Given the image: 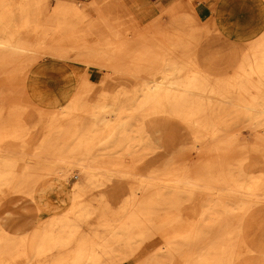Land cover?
Listing matches in <instances>:
<instances>
[{
    "label": "bare ground",
    "instance_id": "6f19581e",
    "mask_svg": "<svg viewBox=\"0 0 264 264\" xmlns=\"http://www.w3.org/2000/svg\"><path fill=\"white\" fill-rule=\"evenodd\" d=\"M224 3L227 10L242 9L237 0ZM88 6L93 8L97 21L89 20ZM50 8L49 0H0L1 66H21L39 52L63 59L67 54L56 43L81 39L84 44L76 60L104 70L112 64L110 50L88 44L91 40L146 41L148 37L142 32L144 27L136 23L122 33L121 25L105 15L112 8L101 0L83 6L71 0H58ZM252 14L258 20L261 8L256 6ZM172 24L180 22L174 18ZM259 30L253 33L248 49L240 55L238 67L229 75H214V70L213 73L210 68L202 69L196 62L177 56L163 59L158 68L155 61L146 59L150 54L146 48L140 60L130 61L132 68L114 65L112 71L162 74V77L153 76L150 82L123 87L108 103L105 99V103L89 108L84 94L72 96L61 88L55 96L46 91L34 93L37 123L43 125L51 120L53 125L44 128L37 157L27 160L22 171L0 149V192L5 189L30 197L38 193L45 198L57 191L55 183L70 184L68 200L74 202L103 184V175L130 179L135 175L134 164L111 165L103 174L100 169L109 165L111 155L119 150L130 155L133 148L144 144L143 138L133 143L132 122L140 112L148 110L150 114L177 117L191 129L196 154L182 157L178 171L172 162H167L160 175L141 180L137 187L129 183L130 194L119 208L98 201L97 206L67 209L53 214L33 233L29 221L15 210L7 211L5 215L16 229L8 228L0 216V264H21L23 259L25 264H32L33 260L43 261L41 264H123L136 251L157 242V253L142 264H172L176 259L180 264H264V241L253 248L245 220L228 221L235 209H244V205L234 208L232 198L264 201V175L252 177L240 164L228 178L217 168L213 156L205 155L218 152L215 140L224 129H237L238 133L245 127L264 128V33ZM179 46L187 45L181 39ZM34 62L26 64L22 71L24 86L33 73L44 72L40 68L34 70ZM25 122L20 103L10 106L8 100L1 102L0 142L8 137L20 139ZM206 140L211 146L205 152ZM156 141L150 138L149 143ZM60 165L67 171L61 173ZM73 173L76 181L69 183ZM198 191H216L218 196L208 200L199 219L192 217L189 221L181 211L182 203L191 200ZM216 226L220 235L208 242ZM252 252L255 259L238 260Z\"/></svg>",
    "mask_w": 264,
    "mask_h": 264
},
{
    "label": "rangeland",
    "instance_id": "374dc122",
    "mask_svg": "<svg viewBox=\"0 0 264 264\" xmlns=\"http://www.w3.org/2000/svg\"><path fill=\"white\" fill-rule=\"evenodd\" d=\"M71 1L83 6L97 0ZM224 1L226 0H101V3L108 4L112 8L110 13L106 12L105 15L114 24L121 25L122 33L126 32L130 24L136 23L144 27L145 30L143 28L142 32L148 35L146 41L140 38L99 42L91 40L88 44L99 45L100 50H110L111 67L101 70L91 64L78 62L77 52L84 44L81 39H65L56 43L57 47L67 54L63 59L39 52L29 57L21 66L0 65V103L7 100L10 106L15 102L20 103L26 121L20 139L8 137L0 142L3 154L16 161L18 171L24 169L27 160L37 157L38 148L45 134L44 128L52 126L53 122L50 120L43 125L37 123L39 114L34 105L37 104L34 93L46 91V94L55 96L61 88L63 93L69 91L72 96L84 94L86 105L91 108L105 103V99H107L106 103L110 102L109 99L120 93L123 87L131 88L143 82H150L153 76L161 78L162 74L149 75L144 72L116 74L112 71V66L132 68L130 61L140 60L146 48L150 50L146 59L155 61L158 68L162 66L163 59H174V56H177L176 58L180 60L196 62L202 69L214 70V75L233 73L239 65L240 55L246 52L252 42L253 33L260 32L259 29L264 33V0H237L242 9L248 8L239 11L225 9ZM49 2L50 9H53L58 0H49ZM256 6L261 8L258 20L252 14ZM88 9L89 20L97 21L93 8L88 6ZM174 18H177L180 24L173 25ZM181 39L187 45L185 48L179 46ZM32 61H35L34 70L40 68L39 70L44 72L40 75H36L37 72L33 73L24 86L22 71L25 70L26 64ZM132 128L133 143L143 138L144 144L133 148L130 155H126L124 150L112 154L110 159L112 164L102 167L100 172L103 174L107 168L112 167L111 165L129 163L135 166L133 177L125 179L111 174L103 175L101 176L103 184H99L86 197L74 202L68 200L67 191L70 184L67 183L69 187L55 183L58 186L57 191L45 198H41L37 192L34 197H30L24 194H11L3 189L4 191L0 192V216L6 226L12 230L16 229L5 215L9 210H15L16 212H13L20 214L23 220L29 221L33 233L37 226H41L53 214H61L67 209H76L88 204L97 206L99 202L119 208L130 194L129 183H134L133 187H137L141 180L160 175L161 169L167 162H172L173 168L178 171L182 157L196 154L192 130L177 117L150 114L149 110L143 111L132 122ZM154 137L156 143L150 144V138L155 139ZM214 145L219 147L218 152L205 155L207 157L212 155L217 168L225 176L227 174L228 178L230 176L228 174L235 173L240 164L252 177L264 175V128L245 127L238 133L237 129H224L218 134ZM210 146V141L206 140L203 144L204 151L206 152ZM60 166L58 170L61 173L67 171V168ZM73 175L74 173L70 175L69 183L76 181ZM217 176L218 171L215 174V177ZM215 196H218L216 191L195 192L191 200L183 201L181 211L189 221H192V217L199 219L208 205V200ZM231 205L234 208L237 205H244V209H235L228 221L235 223L241 219L245 220L251 246L259 247L264 241L262 240L264 239V201L257 202L255 199L236 197L232 198ZM245 209L248 210L246 213H244ZM219 235V227L216 226L209 235L208 242L212 241V237L217 238ZM157 243H150L143 251L142 249L136 251L134 256L123 264H142L147 257L157 253L159 248ZM255 258L256 255L252 252L238 260ZM25 263L27 262L23 259L21 264ZM41 263L43 261L32 262V264ZM172 264L180 263L176 259Z\"/></svg>",
    "mask_w": 264,
    "mask_h": 264
}]
</instances>
